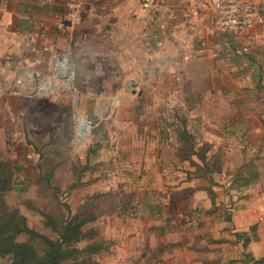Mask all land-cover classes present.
<instances>
[{"label":"rangeland","instance_id":"obj_1","mask_svg":"<svg viewBox=\"0 0 264 264\" xmlns=\"http://www.w3.org/2000/svg\"><path fill=\"white\" fill-rule=\"evenodd\" d=\"M90 30L85 40H73L69 50L56 46L52 67L31 79L28 90L35 91L27 93V108L19 126L24 136L16 143L21 162L15 164L9 157L13 150L9 147L0 153V159L9 158L16 167L15 187L7 200L27 216L30 227L56 237L45 227L42 214L56 208L54 190L36 183L39 164L47 162L41 173L56 166L52 185L59 188L58 201L70 204L77 219L96 211L99 219L95 225L105 238L116 242L111 252L96 256L101 264H202L210 255L208 239L195 241L191 225L182 229V220L176 221L183 218L180 212L177 215V206L160 198L157 185L167 182L168 178H162L168 171L165 167L172 166V117L175 111L189 112L180 103V85L186 79L170 73L169 62L157 44L151 47L137 39L136 51L130 52L125 39L116 42L111 37V29L104 30L107 35ZM47 86L46 91L43 88ZM90 148L96 151L88 161ZM260 159L249 158L257 168ZM230 160L229 171L236 166ZM85 164L88 171L82 169ZM171 178L178 183L183 177ZM218 178L226 179L224 175ZM258 189L232 193L235 197L229 206L217 213L228 216L230 209H240L246 201L254 209ZM96 194L100 197L91 201L89 196ZM173 199L179 202L181 196ZM200 212L204 214V209ZM217 228L219 240L229 239L231 233L222 230L225 227ZM26 239L25 234L19 236L20 241ZM178 241L181 247L160 252L162 244ZM0 264H12L11 257L0 258Z\"/></svg>","mask_w":264,"mask_h":264},{"label":"crops","instance_id":"obj_2","mask_svg":"<svg viewBox=\"0 0 264 264\" xmlns=\"http://www.w3.org/2000/svg\"><path fill=\"white\" fill-rule=\"evenodd\" d=\"M103 1L0 0V153L9 147L13 149L9 157L15 164L21 162L16 143L24 136L19 126L27 108L28 86L38 71L48 72L52 67L56 46L69 50L73 40L88 38L90 28L95 34L111 29V37L116 42L125 39L130 52L136 51L137 39L143 45L157 44V50L169 62L170 73L186 79L180 85V103L189 110L186 115L190 127L204 140L227 149V168L230 158L236 166L251 156L261 158L259 180L241 188H259L258 202L254 209L248 201L240 209H230L232 221L224 213H217L235 197L231 195L237 191L230 187L231 177L226 173L216 176V207H220L214 209L207 191L192 190L205 186L206 180H188L184 170L175 166V142L173 167H165L168 171L162 177L168 178L167 182L157 184L160 198L177 206V215L180 212L183 218L176 221L182 220V229L193 226L194 240L204 232L216 240L209 242L210 255L204 260L242 258V243L234 242L230 231L228 240L218 241L221 231L217 226L222 225L226 231L229 224L233 232L249 231L257 225L259 239L252 241L248 250L257 258L264 257V220L259 218L264 184V0H251L259 7V22L227 31L215 27L212 0ZM148 2L150 7H145ZM172 175L183 178L177 183ZM222 175L224 181L218 178ZM178 196L181 199L176 202L173 198Z\"/></svg>","mask_w":264,"mask_h":264},{"label":"trees","instance_id":"obj_3","mask_svg":"<svg viewBox=\"0 0 264 264\" xmlns=\"http://www.w3.org/2000/svg\"><path fill=\"white\" fill-rule=\"evenodd\" d=\"M172 118L175 134V166L184 170L188 180H206L205 186L191 189L207 191L214 209L217 198L215 187L219 185L216 179L217 175L228 174L231 177L230 187L237 191L259 180L260 173L252 160L245 159L234 170L229 171V167L227 168L229 157L226 148L216 146L215 143L200 137L190 127L188 116L185 113L175 111ZM92 151L96 150L93 148L88 150V161ZM40 156L42 160L45 159L44 154ZM186 164L188 168H185ZM44 165L47 166V162L39 164L41 172ZM88 167V164H85L82 168L83 171H88ZM15 168L11 159H0V258L10 256L12 264H101L97 261L96 256L111 252L116 242L105 238L99 226L95 225L99 219L96 211H90L77 219L72 213L70 204L58 201L59 188L52 185L56 166L46 174L40 172L36 175L37 184H46L54 190L56 208L44 210L42 214L45 227L49 228L56 237H51L30 227L28 218L21 209L8 202L7 196L15 187ZM89 197L93 201L100 195ZM26 205L36 210L32 204ZM36 211H40V209ZM226 219L232 221L231 214H228ZM227 229L235 236L234 242L242 243V258L227 262H222V259L203 260V264H233L236 262L264 264V257L257 258L248 250L250 243L259 239L257 225L251 226L249 231L233 232V227ZM23 234L27 235V239L20 241L19 236ZM205 238L208 239V242L216 241L207 233L197 235L195 241L200 242ZM224 240L226 241V239ZM181 246L180 241L164 243L160 252H171Z\"/></svg>","mask_w":264,"mask_h":264},{"label":"built area","instance_id":"obj_4","mask_svg":"<svg viewBox=\"0 0 264 264\" xmlns=\"http://www.w3.org/2000/svg\"><path fill=\"white\" fill-rule=\"evenodd\" d=\"M145 7H150V3ZM212 11L215 27L220 31L241 30L260 21L259 7L251 0H212ZM259 218L264 220V185L261 188Z\"/></svg>","mask_w":264,"mask_h":264},{"label":"bare ground","instance_id":"obj_5","mask_svg":"<svg viewBox=\"0 0 264 264\" xmlns=\"http://www.w3.org/2000/svg\"><path fill=\"white\" fill-rule=\"evenodd\" d=\"M62 63V65H64L65 64V62H61ZM44 90H49V87L47 88V89H44ZM30 92H34V90H29ZM80 122L81 123H83L84 125H86V122H85V118L84 117H80ZM82 130H84V133L85 132H87L88 130H87V126H86V128L84 127V128H82Z\"/></svg>","mask_w":264,"mask_h":264}]
</instances>
